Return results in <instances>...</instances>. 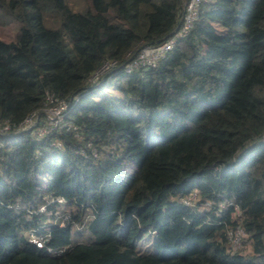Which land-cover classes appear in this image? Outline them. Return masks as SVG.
Here are the masks:
<instances>
[{"label": "trees", "instance_id": "1", "mask_svg": "<svg viewBox=\"0 0 264 264\" xmlns=\"http://www.w3.org/2000/svg\"><path fill=\"white\" fill-rule=\"evenodd\" d=\"M187 1L0 0L21 21L0 38V264H264V0H201L167 56L125 71ZM55 98L59 125L17 129Z\"/></svg>", "mask_w": 264, "mask_h": 264}, {"label": "built area", "instance_id": "2", "mask_svg": "<svg viewBox=\"0 0 264 264\" xmlns=\"http://www.w3.org/2000/svg\"><path fill=\"white\" fill-rule=\"evenodd\" d=\"M200 3L201 0H189L182 16L181 26L175 31V33L161 43L142 48L128 63H126V69L132 70L133 68H137L141 65L153 66L156 65L161 58L165 57L169 50L173 47L176 39L185 35L189 31L194 20L199 16ZM55 99L57 101L54 105H49L46 107L48 114L46 121L34 126L37 123L38 118L36 115H29L21 121L19 128H32V132L34 134L37 136H42L49 132L54 126L59 125V121L62 118V110L66 108L67 102L64 100V98ZM9 127V122L0 125V132L6 131L9 129ZM233 233L234 242L236 243L239 241V235L236 234V231Z\"/></svg>", "mask_w": 264, "mask_h": 264}, {"label": "rangeland", "instance_id": "3", "mask_svg": "<svg viewBox=\"0 0 264 264\" xmlns=\"http://www.w3.org/2000/svg\"><path fill=\"white\" fill-rule=\"evenodd\" d=\"M66 2L69 4L71 8L75 10H79V11H87L88 9L93 7L92 0H66ZM107 14L111 20H119L113 8H110L107 11ZM44 21H45V24L48 26L58 27L61 25V16L59 12L56 10L48 11L45 13ZM20 25H21V21L14 18L12 15H9V14L5 15L3 13H0V38L3 40L15 39V33ZM109 91L118 92V90H114L113 87L109 88ZM102 92L103 90L100 91V93ZM195 191L196 190H193L192 193H190L188 196H185L183 200H185L188 203L190 202L194 203L195 201H197L200 197L196 194ZM237 213L238 212H236L235 214ZM236 232H237L236 234L239 235V241L236 243L234 242V238H233L234 233L231 231L228 232V238L230 239V244H231L232 249L240 250L245 253L250 252L251 244H250V241L246 239L245 232L241 229H237ZM146 244H147V241L145 242L142 241L139 244L140 249L142 250L146 249L147 248L145 247ZM155 249L156 248L154 247V244H153L151 251Z\"/></svg>", "mask_w": 264, "mask_h": 264}, {"label": "clouds", "instance_id": "4", "mask_svg": "<svg viewBox=\"0 0 264 264\" xmlns=\"http://www.w3.org/2000/svg\"><path fill=\"white\" fill-rule=\"evenodd\" d=\"M188 1H189V0H188ZM188 1H187V3H188ZM187 3H186V5H187ZM185 8H186V6H185ZM200 9H201V3H200ZM184 10H185V9H184ZM183 13H184V12H183ZM199 13H200V12H199ZM182 16H183V15H182ZM181 19H182V17H181ZM181 22H182V20H181ZM170 37H171V36H170ZM167 39H168V38H167ZM165 40H166V39H165ZM162 42H163V41H162ZM160 43H161V42H160ZM174 44H175V43H174ZM155 45H156V44H155ZM173 46H174V45H173ZM143 48H144V47H143ZM172 48H173V47H172ZM172 48H171V49H172ZM171 49H170V50H171ZM170 50H169V52H170ZM139 51H140V50H139ZM139 51H138V52H139ZM138 52H137V53H138ZM169 52H168V54H169ZM137 53H136V54H137ZM136 54H135V55H136ZM168 54H167V55H168ZM135 55H134V56H135ZM167 55H166V56H167ZM134 56H133V57H134ZM133 57H132V58H133ZM132 58H131V59H132ZM131 59H130V60H131ZM130 60H129V61H130ZM129 61H128V62H129ZM128 62H127V63H128ZM106 65H108V66H106ZM110 65H112V64H110V63L105 64L104 66H102V67L97 71V73L102 72L103 70H105V69H106L107 67H109ZM105 66H106V67H105ZM140 67H147V65H141V66H139V67H137V68H133L132 70H127V69H126V64H125V71H126V72H132V71H134L135 69H138V68H140ZM64 100H65V99H64ZM65 101H66V100H65ZM53 102H54V104L56 103L55 100H53ZM66 102H67V101H66ZM54 104H50V105H54ZM48 106H49V105H48ZM48 106H46V107H48ZM68 106H69V104H68V102H67V106H66V108H67ZM46 107H45V110H46ZM66 108H65V109H66ZM65 109H64V110H65ZM46 111H47V110H46ZM46 120H47V118H46ZM5 123H6V122H5ZM39 123H41L40 120H38L37 123H36L34 126L38 125ZM3 124H4V123H3ZM3 124H0V125H3ZM34 126H32V127H34ZM9 128H10V127H9ZM17 129H18V130H21V128H19V127H18ZM26 129H28V128H26ZM29 129H30V131H32V128H29ZM8 130H9V129H7V130L4 131V132H7ZM4 132L2 131V132H0V133H4ZM195 190H196V191H195L196 194L199 196V194H198V192H197V189H195ZM191 193H192V192H191ZM189 194H190V193H189ZM187 196H188V195H187ZM199 197H200V196H199ZM52 199H54V198H52ZM56 199L62 200L63 198H62V197H59V198H56ZM184 201H185V200H184ZM185 202H186V201H185ZM195 202H196V201H195ZM195 202H194V203H195ZM187 203H188V202H187ZM194 203L190 202L189 204H194ZM44 206H45V205H41V207H40L39 209H43ZM242 230H243V229H242ZM243 231H244V230H243ZM38 243H41V241H38Z\"/></svg>", "mask_w": 264, "mask_h": 264}]
</instances>
